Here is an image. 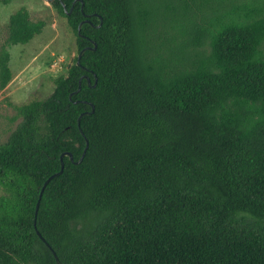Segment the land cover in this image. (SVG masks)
Returning a JSON list of instances; mask_svg holds the SVG:
<instances>
[{"label":"trees","instance_id":"trees-1","mask_svg":"<svg viewBox=\"0 0 264 264\" xmlns=\"http://www.w3.org/2000/svg\"><path fill=\"white\" fill-rule=\"evenodd\" d=\"M179 1L207 22L196 41L170 7L157 34L141 0L51 2L77 53L0 143V264H57L36 230L61 264H264V0ZM43 25L25 7L9 16L3 86L5 47ZM168 25L186 56H174ZM82 100L94 105L83 133ZM63 152L73 161L63 156L35 218Z\"/></svg>","mask_w":264,"mask_h":264},{"label":"rangeland","instance_id":"rangeland-1","mask_svg":"<svg viewBox=\"0 0 264 264\" xmlns=\"http://www.w3.org/2000/svg\"><path fill=\"white\" fill-rule=\"evenodd\" d=\"M144 9H155L152 18L157 17L155 28L157 34L164 31L162 10L170 7V18L184 14L188 22L179 24L184 27L186 41H196L200 33L207 28V22L195 17L190 3L184 5L179 0H141ZM25 7L30 19L44 23L42 31L24 44L8 45L9 67L11 79L6 85L0 82V143L4 142L12 130L21 121L19 107L32 100L44 99L53 90V79L66 73L68 63L76 56L75 35L65 16L60 14L53 5L46 0H6L0 2V51L4 47L9 16L18 8ZM149 18L150 15H148ZM182 19V18H180ZM182 23V22H181ZM181 28L167 29L170 35L178 34L172 39L174 56H186L188 49L182 47ZM151 31V30H150ZM174 36V37H175ZM181 39V40H180ZM185 43V40H184ZM73 61V60H72ZM3 191L0 189V194Z\"/></svg>","mask_w":264,"mask_h":264},{"label":"water","instance_id":"water-1","mask_svg":"<svg viewBox=\"0 0 264 264\" xmlns=\"http://www.w3.org/2000/svg\"><path fill=\"white\" fill-rule=\"evenodd\" d=\"M46 1H48V2L51 3L53 0H46ZM60 1H61V3L63 4L62 0H60ZM74 3H75V1H73L72 5H73ZM71 10H72V7L69 9V11H67V13L70 14ZM65 11H66V9H65ZM85 22H89V20H87V19L81 20L80 23L78 24V27H77V33H78V35H79L80 37H83V36H84L83 34H81L80 29H81L82 24L85 23ZM100 23H101V18H100ZM95 48H96V43H95L94 41H92V46H85V47H83L82 49H80L79 53L77 54V60L75 61V63H76L77 65H80V63H79V59H80L81 55L83 54V52H84L85 50H94ZM72 60H73V59H72ZM72 60H71V62H72ZM71 62H70V63H71ZM93 75H94V74H93ZM82 78L86 79V81H87V85H88V86H95L96 83H97V77H96L95 75H94V82H93L92 85L90 84V79H89V77H88L87 75H82V77L78 80V87H77V89L74 90V91H72V92L69 94V99H71V96H72L73 94L77 93V92L80 90V88H81V79H82ZM74 102H77V101H74ZM81 102H83V103H85V104H87V105H89V106L91 107V109H90L89 111L81 112V113L78 115V117H77V125H78V129H79V131H80L81 133H83V131H82L81 127H80V119H81V117H82L83 115H88V114L93 113V112H94V105H93L91 102L87 101V100H82ZM85 141H86V145H85V147H84V149H83V152H82L81 156L78 158V160L75 161V163L80 162V161L82 160L83 156H84L85 150H86L87 145H88V140H87L86 138H85ZM63 156H67V157L70 159V161H73V157H72V154H71L70 152H63V153L60 155V169H59L58 171L52 173L51 175H49V176L45 179V181L43 182V185H42V187H41V189H40L39 196H38V200H37L36 205H35V212H34L35 218H36V213H37V210H38V207H39L40 198H41V195H42V192H43L45 186L47 185V183H48L53 177H55V176L61 174L62 171H63V166H64L63 159H62ZM33 225H34V227H35V229H36L35 220H34V222H33ZM36 232H37L38 236H39V237L45 242V244H46V245L50 248V250L52 251V253H53L54 257H55L56 263H57V264H61V262L59 261V259H58L57 255H56L55 251H54V250L50 247V245L44 240V238L41 236V234L39 233V231L36 230Z\"/></svg>","mask_w":264,"mask_h":264}]
</instances>
